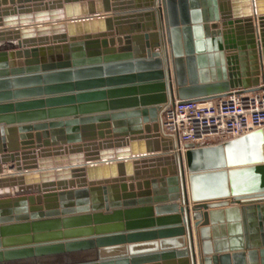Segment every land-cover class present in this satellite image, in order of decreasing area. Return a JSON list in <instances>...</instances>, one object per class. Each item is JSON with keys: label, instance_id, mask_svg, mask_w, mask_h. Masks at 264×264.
<instances>
[{"label": "water", "instance_id": "water-1", "mask_svg": "<svg viewBox=\"0 0 264 264\" xmlns=\"http://www.w3.org/2000/svg\"><path fill=\"white\" fill-rule=\"evenodd\" d=\"M233 1L0 0V264H264V128L160 121L259 84L264 0Z\"/></svg>", "mask_w": 264, "mask_h": 264}, {"label": "built area", "instance_id": "built-area-1", "mask_svg": "<svg viewBox=\"0 0 264 264\" xmlns=\"http://www.w3.org/2000/svg\"><path fill=\"white\" fill-rule=\"evenodd\" d=\"M257 43L262 44L259 28ZM259 75V84L249 90L234 89L217 98L166 104L160 118L164 136L182 146H206L264 128V67Z\"/></svg>", "mask_w": 264, "mask_h": 264}, {"label": "crops", "instance_id": "crops-1", "mask_svg": "<svg viewBox=\"0 0 264 264\" xmlns=\"http://www.w3.org/2000/svg\"><path fill=\"white\" fill-rule=\"evenodd\" d=\"M233 0H220V3H221V5H227V4H229V5H233ZM131 30V29H130ZM125 31H128V30H125ZM245 59L244 60H242V70L244 71V72H246V73H252L253 72V67H254V60L250 57V55H245ZM250 79H252V78H250ZM251 83L253 84V86H254V81L253 80H251ZM170 140V139H169ZM170 142H171V144H174L175 142L173 141V140H170ZM11 164H3V166H2V168H3V171H4V173L5 174H8V173H11V171L9 170V166H10ZM9 171V172H8ZM8 172V173H7ZM40 185H42V183H39V184H36L34 187H38V186H40ZM27 186V185H26ZM28 187V186H27ZM63 202H64V200H63ZM59 204H60V206H59V210H62V205H66L67 204V201H66V199H65V202L64 203H62V201H59L58 202ZM150 205H152V206H156L157 205V203L156 202H152ZM193 202L192 201H190V210H191V220H192V228H193V232H194V236H195V230H194V222H195V219L193 218V210H192V207H193ZM67 206V205H66ZM210 209H215V208H209L208 209V211L210 210ZM28 214H31V211L29 210L28 211ZM59 218H63L64 217V215H59L58 216ZM140 219H142L141 217H139ZM40 219V218H39ZM44 219H46V217H44ZM36 220H37V218H36ZM28 221L29 222H32V221H35L34 219H32V218H29L28 219Z\"/></svg>", "mask_w": 264, "mask_h": 264}, {"label": "bare ground", "instance_id": "bare-ground-1", "mask_svg": "<svg viewBox=\"0 0 264 264\" xmlns=\"http://www.w3.org/2000/svg\"><path fill=\"white\" fill-rule=\"evenodd\" d=\"M10 171H11V170H10ZM8 172H9V171H8ZM8 172H7V173H8ZM11 173H12V172H11Z\"/></svg>", "mask_w": 264, "mask_h": 264}]
</instances>
